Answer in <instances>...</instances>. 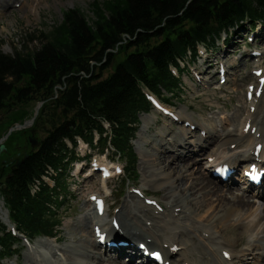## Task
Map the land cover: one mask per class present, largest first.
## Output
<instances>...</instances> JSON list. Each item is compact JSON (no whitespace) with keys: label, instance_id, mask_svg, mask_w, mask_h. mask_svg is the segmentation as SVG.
Returning <instances> with one entry per match:
<instances>
[{"label":"trees","instance_id":"16d2710c","mask_svg":"<svg viewBox=\"0 0 264 264\" xmlns=\"http://www.w3.org/2000/svg\"><path fill=\"white\" fill-rule=\"evenodd\" d=\"M93 6V16L70 10L65 21L42 33L34 50L14 56L0 51V137L31 117L32 102L44 101L34 126L36 134L45 133L41 145L28 151L19 169H12L15 161L1 164V177L19 197L28 196V181L46 163L56 164L63 138L88 129L97 118L134 120L130 116L142 97L139 82L157 92L165 87L180 93L170 63L177 64L188 50L195 57L198 43L213 45L244 16L264 15V0H96ZM30 135L13 132L6 142L9 155L31 150ZM118 144L127 145V138ZM56 195L48 198L52 207L46 200L29 206L22 219L27 230L51 231L60 221L57 211L64 201Z\"/></svg>","mask_w":264,"mask_h":264},{"label":"bare ground","instance_id":"6f19581e","mask_svg":"<svg viewBox=\"0 0 264 264\" xmlns=\"http://www.w3.org/2000/svg\"><path fill=\"white\" fill-rule=\"evenodd\" d=\"M34 1L35 5L33 4L31 9H37L39 0ZM21 8L25 11L27 7L22 6ZM180 114L192 116L185 109H181ZM235 116L237 117V114ZM151 119L152 116H146L145 125L148 126ZM258 120H261L259 131L264 132V97L258 104L254 122ZM227 122L231 123V121ZM201 123L209 129V138L206 142L200 139V135L188 137L189 133L183 128L175 130L174 139L167 140L165 136L166 134L169 136L168 132L160 129L157 134L163 142L151 143L149 148L141 150L143 174L145 178L153 180L152 187L155 189L164 187L167 191V201L175 202L176 206L190 208L196 215L195 219L180 216L175 225L165 223L167 227L159 228L156 232L164 236L172 235L175 230L181 229L180 235H175L174 238L180 240L181 245L187 246L191 252L199 250L196 246H192L193 243L203 246L204 260L209 261L210 264L221 262L224 264H264V208L261 209L256 199H252L255 195L240 194L242 189L234 185L235 181L228 183V186L233 185L232 190H224L216 184L207 170L211 163H206V157H204L208 150L214 147L210 155H216L221 149L225 150L222 158L236 161L234 157L243 151L244 142L249 143L254 138L249 136L246 139L241 134H234L236 129H230L225 124L220 127L218 120L212 118L203 120ZM230 142L231 144L238 142L239 145L233 150L226 149ZM146 144H148V138L142 141V145ZM196 149H198L197 153ZM196 173L200 176L197 177ZM134 212L133 203H126L120 212V217L126 223L128 221L137 222V216L129 218V215H133ZM88 219L89 217L84 218L83 224L78 223L76 227L81 228L83 232L86 230L88 232ZM233 225L236 226L233 232L226 234V231ZM202 231L212 232V245L206 244ZM245 233L250 239L244 244L245 246L237 248L235 244L243 240ZM91 235L89 233L86 242L67 246L80 257L76 260L66 253L71 264H126L121 260L104 257L102 251H97V245ZM222 241H225V245L231 246L232 262L224 261L219 257L218 252L214 251V247L220 245ZM50 242L51 240L43 239L36 243L38 246H31L26 264H43L44 258L41 257L38 247L46 246ZM250 248L253 249L251 252H249ZM53 264H60V262L54 259ZM176 264L180 263L176 262ZM189 264H199V262L190 260Z\"/></svg>","mask_w":264,"mask_h":264},{"label":"rangeland","instance_id":"374dc122","mask_svg":"<svg viewBox=\"0 0 264 264\" xmlns=\"http://www.w3.org/2000/svg\"><path fill=\"white\" fill-rule=\"evenodd\" d=\"M92 1L93 0H40L37 5V13L31 12V7H27L25 11L21 8L14 9L9 7V10H5V14H2L0 17V49L9 53H13L14 49L23 51L25 49L32 50L38 48L42 41L41 33L49 32L54 26L61 22L62 10L65 11L72 7H79L87 15L93 16L92 8L90 6ZM29 3L31 6V4H34V0H29ZM244 34L246 36L248 35V33L241 32V36H244ZM240 41L242 43H239ZM240 41L237 42L239 44L237 47L233 45L234 41L230 43V46H228L230 52L226 58V60L235 67V72L237 73H235V75H233V77L230 78L226 84L221 86L219 85L217 73L214 74L216 68H208V63H205V65L202 67L203 70L213 74L208 76L210 78L211 84L207 88L205 86H199L191 82L188 78L187 80L185 79L188 85L185 87L186 90L182 99L178 100L176 103V108L178 111L185 109L187 113L197 117L198 119H207L210 114H217L218 116L220 112L227 110L229 112L231 110L230 114H233L235 108H237V110L240 112V106L244 103L245 85L252 79V76L249 74V70L246 71L244 66L246 62L243 60V62H237L235 60L237 58V54L243 55L242 44L246 43V40L241 38ZM261 43L262 44L260 47L264 48V42ZM233 49L237 50L235 55L231 54ZM201 65L202 64L199 62L197 67L200 68ZM106 74L107 71L105 72V75ZM219 87H221L222 90H218ZM30 124L31 122H29L27 125ZM160 128H162V124L153 123L150 126V129H145V131L141 130L139 132L138 135H140L141 138H138L139 142L137 143L140 144V141L144 142L145 138H148V144L143 145L141 150L145 149L146 147L149 148L152 144L163 142L156 133V131ZM174 135L175 132H173L168 138H173ZM2 143H4V141L0 140V144ZM139 144L135 149L140 154L141 158L142 154L138 150V148H140ZM72 174L75 175L72 179H69L71 190L73 192L72 199L60 213L61 218L63 219V225L60 228L58 238L62 244H65L66 242L68 244L72 242L75 244L80 243L83 242L84 239H87V236L89 235L88 232H83L81 228L76 226L78 223L83 224L84 222V213H86L88 210L86 209L87 206L85 207V204L87 203L86 195L90 191L93 181L84 180L82 177L83 175L77 177L75 170L72 172ZM196 176L198 177L200 174L196 173ZM220 187H222V189H227L224 185H221ZM160 190L161 192H158L157 195H160L163 198L166 197V191L163 188H160ZM263 207L264 204H261L260 208L262 209ZM234 227L236 226H231L226 231V234L232 233ZM90 230L91 227L89 222L88 231L91 232ZM247 240L248 235L244 234L243 241L239 242L238 246H243L244 241ZM71 254L76 257V259H79V256L74 255L73 253Z\"/></svg>","mask_w":264,"mask_h":264},{"label":"water","instance_id":"95a60500","mask_svg":"<svg viewBox=\"0 0 264 264\" xmlns=\"http://www.w3.org/2000/svg\"><path fill=\"white\" fill-rule=\"evenodd\" d=\"M33 144H34V145H36L37 143H36L35 141H33ZM2 149H3V146L1 147V149H0V150H2Z\"/></svg>","mask_w":264,"mask_h":264},{"label":"snow or ice","instance_id":"6c2138e0","mask_svg":"<svg viewBox=\"0 0 264 264\" xmlns=\"http://www.w3.org/2000/svg\"><path fill=\"white\" fill-rule=\"evenodd\" d=\"M157 256H159V253H156ZM225 255H228V253H225Z\"/></svg>","mask_w":264,"mask_h":264}]
</instances>
